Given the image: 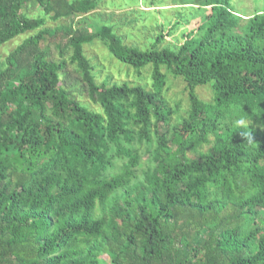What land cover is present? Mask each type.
Here are the masks:
<instances>
[{
    "label": "trees",
    "instance_id": "obj_1",
    "mask_svg": "<svg viewBox=\"0 0 264 264\" xmlns=\"http://www.w3.org/2000/svg\"><path fill=\"white\" fill-rule=\"evenodd\" d=\"M161 1L140 47L101 0H0V47L29 33L0 62V264H264V9ZM95 40L150 86L99 82Z\"/></svg>",
    "mask_w": 264,
    "mask_h": 264
},
{
    "label": "rangeland",
    "instance_id": "obj_2",
    "mask_svg": "<svg viewBox=\"0 0 264 264\" xmlns=\"http://www.w3.org/2000/svg\"><path fill=\"white\" fill-rule=\"evenodd\" d=\"M137 0H101V3L97 9L89 12L88 19L92 21L91 16H98L99 13L104 14L103 16H107L108 14H113V18L120 23L123 18H133L137 16L138 22L134 26H122L118 32L122 33L125 36V40L129 43L137 44L140 47H147L155 40L156 31L154 25H156V16L157 12L153 10L148 13L149 17L145 15L146 18H143V15L140 13V9L148 10L149 8L145 6V4L141 3L139 0V4H132L131 2H136ZM185 0H166L161 1V5L170 4L167 7H171L172 4L181 3ZM190 6H193L191 4ZM232 6L235 10L240 13H253L256 9H264V0H232ZM184 10V8H182ZM135 10V12H134ZM188 14L192 11H195V8L186 7ZM42 12L40 7L32 8L30 6V14L39 15ZM190 12V13H189ZM141 16H140V14ZM160 18H163V14L159 15ZM82 16L76 18V20L80 19ZM136 17V18H137ZM67 22V20L54 21L48 16V24L56 25L59 23ZM158 22V19H157ZM145 27H141L142 25ZM144 31H143V30ZM29 33L20 34L3 44L0 47V62L5 59V56L8 54L10 50L16 47L25 37H27ZM172 40L170 36L166 38V42ZM163 43V44H165ZM86 54L91 58L93 64L96 67V76L99 82L104 81L108 76H111L112 81L122 82L125 80L131 81L132 83H144L150 86L151 83V71L150 65H147L145 69L142 70V74H137L134 68L127 66L120 61H118L107 49V47L100 41L95 40L90 44L85 45ZM166 72L165 69H163ZM140 76V77H139ZM169 88L167 90L168 97L173 98L175 101L184 100L186 104L188 102L189 91L187 89L186 82L181 78H173L172 75H167ZM196 92L199 96L204 100H211L213 91L209 86H198L196 88ZM96 105L93 104L92 107Z\"/></svg>",
    "mask_w": 264,
    "mask_h": 264
},
{
    "label": "clouds",
    "instance_id": "obj_3",
    "mask_svg": "<svg viewBox=\"0 0 264 264\" xmlns=\"http://www.w3.org/2000/svg\"><path fill=\"white\" fill-rule=\"evenodd\" d=\"M235 125L238 128L246 127V123H245V121L243 119L236 120L235 121ZM244 135L246 136L248 143L251 144L253 142V138H252L251 133L245 132Z\"/></svg>",
    "mask_w": 264,
    "mask_h": 264
}]
</instances>
